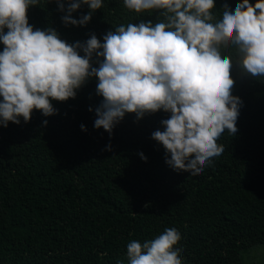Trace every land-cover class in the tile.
<instances>
[{
  "label": "trees",
  "instance_id": "trees-1",
  "mask_svg": "<svg viewBox=\"0 0 264 264\" xmlns=\"http://www.w3.org/2000/svg\"><path fill=\"white\" fill-rule=\"evenodd\" d=\"M242 2L215 0L216 19L225 5L234 12ZM89 12L82 4L71 15L79 20ZM27 15L34 29L53 28L69 44L92 34L103 43L121 24L163 19L158 11L135 13L124 0H103L82 26L65 25L67 11L56 0H39ZM221 52L234 62L238 131L225 130L217 141L224 152L199 175L170 167L152 138L170 113L126 114L111 134L97 130V78L74 99L52 101L57 114L34 111L30 122L0 127V264H129L131 240L143 243L170 227L181 233L183 264H245L248 253L264 247V76L242 72L235 46ZM98 60L94 55V67Z\"/></svg>",
  "mask_w": 264,
  "mask_h": 264
},
{
  "label": "clouds",
  "instance_id": "clouds-1",
  "mask_svg": "<svg viewBox=\"0 0 264 264\" xmlns=\"http://www.w3.org/2000/svg\"><path fill=\"white\" fill-rule=\"evenodd\" d=\"M39 0H0V127L30 122L34 111L57 114L52 101L74 99L89 78H97L94 127L109 134L126 114L138 118L161 110L170 113L163 131L152 138L162 144L166 163L176 171L199 175L224 147L217 143L228 131L235 135L242 101L232 95L233 60L222 54L237 50L243 73L264 76V0L227 5L214 15L215 0H124L135 13L158 11L162 20L121 24L103 43L92 34L69 44L53 29H34L28 10ZM65 25L82 26L103 7V0H56ZM87 5L79 20L72 13ZM7 29V31H5ZM83 51L84 55L80 52ZM98 67L92 65L93 56ZM92 109H90L91 111ZM45 125L47 121H44ZM83 131L87 129L81 125ZM111 147L109 146V149ZM145 161L147 158L140 154ZM181 233L166 228L154 239L127 244L129 264H183Z\"/></svg>",
  "mask_w": 264,
  "mask_h": 264
},
{
  "label": "rangeland",
  "instance_id": "rangeland-1",
  "mask_svg": "<svg viewBox=\"0 0 264 264\" xmlns=\"http://www.w3.org/2000/svg\"><path fill=\"white\" fill-rule=\"evenodd\" d=\"M10 260L4 264H20V261ZM245 264H264V247H257L246 255Z\"/></svg>",
  "mask_w": 264,
  "mask_h": 264
}]
</instances>
